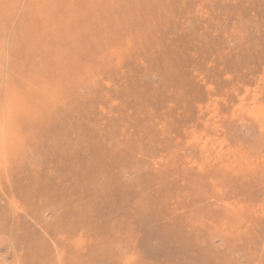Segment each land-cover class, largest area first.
<instances>
[{"label":"rangeland","instance_id":"obj_1","mask_svg":"<svg viewBox=\"0 0 264 264\" xmlns=\"http://www.w3.org/2000/svg\"><path fill=\"white\" fill-rule=\"evenodd\" d=\"M6 86L0 264H264V0H0Z\"/></svg>","mask_w":264,"mask_h":264},{"label":"clouds","instance_id":"obj_2","mask_svg":"<svg viewBox=\"0 0 264 264\" xmlns=\"http://www.w3.org/2000/svg\"><path fill=\"white\" fill-rule=\"evenodd\" d=\"M15 120L13 100L6 86L0 97V157L10 158L15 148Z\"/></svg>","mask_w":264,"mask_h":264},{"label":"bare ground","instance_id":"obj_3","mask_svg":"<svg viewBox=\"0 0 264 264\" xmlns=\"http://www.w3.org/2000/svg\"><path fill=\"white\" fill-rule=\"evenodd\" d=\"M70 20V19H69ZM93 24V23H92ZM35 25V24H34ZM89 27V26H88ZM95 27V26H94ZM6 33V32H5ZM6 36V35H5ZM80 55V54H79ZM86 58V57H85ZM97 59V58H96ZM83 60V59H82ZM89 60V59H88ZM92 60V59H91ZM98 60V59H97ZM100 61V60H99ZM86 63V62H85ZM91 64V63H90ZM100 64H101V62H100ZM92 65V64H91ZM94 65V64H93ZM87 66H88V64H87ZM93 68H94V66H92ZM96 67V66H95ZM90 69V68H89ZM92 71V70H91ZM2 73V72H1ZM89 77V76H88ZM90 80V79H89ZM91 82H93V81H91ZM93 84V83H92ZM91 85V84H90ZM93 86V85H92ZM256 94V93H255ZM71 98V97H70ZM219 99V98H218ZM63 100V99H62ZM256 100V99H255ZM58 101V100H57ZM61 101V100H60ZM258 102V101H257ZM264 102V101H263ZM71 103V102H70ZM55 104V103H54ZM252 104V103H251ZM263 106V105H262ZM254 107V106H253ZM21 108V107H20ZM258 108V107H257ZM255 109V108H254ZM52 113V112H51ZM208 114V113H207ZM210 115V114H209ZM212 116V115H211ZM222 116H223V114H222ZM206 118V117H205ZM209 118V117H208ZM214 118V117H213ZM250 118V117H249ZM238 120V119H237ZM255 120H256V118H255ZM41 121H42V119H41ZM16 122V121H15ZM23 122V121H22ZM19 123H20V121H19ZM211 123V122H210ZM17 125L16 126H18V122L16 123ZM21 124V123H20ZM206 124V123H205ZM16 126H15V128H16ZM21 126V125H20ZM26 126V125H25ZM260 126V125H259ZM23 127V126H22ZM31 127V126H30ZM210 127H211V125H210ZM262 127V126H261ZM260 127V128H261ZM20 129V128H19ZM202 130V129H201ZM260 130V129H259ZM262 130V129H261ZM189 133V132H188ZM39 134V133H38ZM194 134V133H193ZM23 136V135H22ZM23 138V137H22ZM206 138V137H205ZM33 140V139H32ZM195 141H196V139H195ZM213 141V140H212ZM185 142V141H184ZM203 144V143H202ZM20 145V144H19ZM27 145V144H26ZM203 147V146H202ZM21 148V147H20ZM227 148V147H226ZM232 148V147H231ZM214 151H216V150H214ZM232 153V152H231ZM206 154V153H205ZM242 154H243V152H242ZM237 155H238V153H237ZM208 156V155H207ZM245 156V155H244ZM239 157V156H238ZM4 158V157H3ZM241 158V157H240ZM253 158V157H252ZM2 159V158H1ZM200 159V158H199ZM206 159V158H205ZM168 160V159H167ZM187 160H188V157H187ZM248 160H249V158H248ZM1 161V160H0ZM2 162V161H1ZM170 162V161H169ZM198 162V161H197ZM231 163V162H230ZM4 164V163H3ZM166 164V163H165ZM1 165V164H0ZM5 165V164H4ZM3 166V165H2ZM3 167H5V166H3ZM198 167V166H197ZM225 167V166H224ZM228 167V166H227ZM229 168V167H228ZM233 168V167H232ZM11 169V168H10ZM2 172V171H1ZM226 172V171H225ZM234 173V172H233ZM233 175V174H232ZM217 182V181H216ZM137 193V192H136ZM11 203V202H10ZM14 205V204H13ZM15 206V205H14ZM15 209V208H14ZM232 210V209H231ZM230 211V210H229ZM228 212V211H227ZM237 213V212H236ZM254 215V214H253ZM85 242V241H84ZM79 243V242H78ZM55 259V258H54ZM78 259V258H77ZM61 260V259H60ZM52 262V261H51Z\"/></svg>","mask_w":264,"mask_h":264}]
</instances>
